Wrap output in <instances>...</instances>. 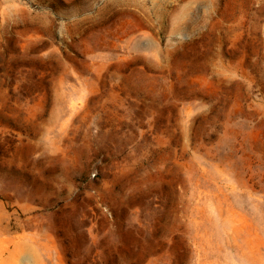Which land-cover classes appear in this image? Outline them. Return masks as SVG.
Listing matches in <instances>:
<instances>
[{
	"label": "rangeland",
	"instance_id": "1",
	"mask_svg": "<svg viewBox=\"0 0 264 264\" xmlns=\"http://www.w3.org/2000/svg\"><path fill=\"white\" fill-rule=\"evenodd\" d=\"M0 264H264V0H0Z\"/></svg>",
	"mask_w": 264,
	"mask_h": 264
}]
</instances>
